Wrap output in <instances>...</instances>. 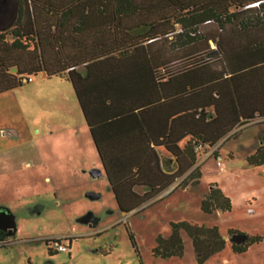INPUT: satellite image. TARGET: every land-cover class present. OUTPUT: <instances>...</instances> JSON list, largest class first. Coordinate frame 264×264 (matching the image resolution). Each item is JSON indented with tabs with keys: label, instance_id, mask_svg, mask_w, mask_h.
Instances as JSON below:
<instances>
[{
	"label": "trees",
	"instance_id": "obj_1",
	"mask_svg": "<svg viewBox=\"0 0 264 264\" xmlns=\"http://www.w3.org/2000/svg\"><path fill=\"white\" fill-rule=\"evenodd\" d=\"M263 29L264 0H0V93L39 73L66 80L126 213L189 170L201 146L264 117V40L253 35ZM154 147L173 170H161ZM245 161L264 164V150ZM185 177L197 181V166ZM199 208L226 211L229 202L215 187ZM169 225L153 256L182 255L179 229L198 264L225 247L216 226ZM246 237L231 252L260 239Z\"/></svg>",
	"mask_w": 264,
	"mask_h": 264
},
{
	"label": "rangeland",
	"instance_id": "obj_2",
	"mask_svg": "<svg viewBox=\"0 0 264 264\" xmlns=\"http://www.w3.org/2000/svg\"><path fill=\"white\" fill-rule=\"evenodd\" d=\"M253 35L264 40V29ZM87 133L64 79L37 75L0 93V213L12 219L10 237L0 242V264H198L182 229L181 256L152 255L156 236L166 239L169 224L182 221L216 226L225 241L201 264H264V164L245 161L264 150V117L201 146L175 186L126 213L117 209L104 176L89 173L99 158ZM196 166L197 181L185 177ZM215 187L229 209L204 213L199 201ZM228 229L260 239L236 254L230 244L238 238ZM51 237L70 238L69 250L49 255L42 239Z\"/></svg>",
	"mask_w": 264,
	"mask_h": 264
},
{
	"label": "crops",
	"instance_id": "obj_3",
	"mask_svg": "<svg viewBox=\"0 0 264 264\" xmlns=\"http://www.w3.org/2000/svg\"><path fill=\"white\" fill-rule=\"evenodd\" d=\"M79 71H82V69H78ZM37 75H42L43 77H45L42 73H39V74H37ZM36 75V76H37ZM34 77V76H33ZM51 77H57V78H59V79H63L62 77H58V76H51ZM51 77H45V78H51ZM31 79H32V77H31ZM30 79V80H31ZM29 80V81H30ZM66 81V80H65ZM67 82V81H66ZM70 85V84H69ZM74 94V93H73ZM75 97V96H74ZM76 100V99H75ZM77 103V102H76ZM77 106H78V104H77ZM80 110V109H79ZM80 114H81V112H80ZM81 117H82V114H81ZM82 119H83V117H82ZM83 121H84V119H83ZM84 124H85V122H84ZM85 126H86V124H85ZM86 130H87V126H86ZM87 132H88V130H87ZM88 134V137H89V139H90V136H89V133H87ZM91 140V139H90ZM92 142V141H91ZM93 144V143H92ZM94 146V145H93ZM154 149H155V152H156V154H157V156H158V161H159V166L161 167V170L162 171H164V172H169V171H171V170H173L174 168H175V163L172 161V159H171V157L161 148V147H154ZM94 150H95V148H94ZM95 152H96V150H95ZM97 154V153H96ZM98 156V155H97ZM99 162V165L98 166H96L95 165V163H94V166H96L94 169H97L98 171H99V174L96 176V177H94V178H98V177H102V175L104 176V178H105V174H104V171H103V168H102V166H101V164H100V161H98ZM45 179H47L48 180V177H46L45 175H43V180H45ZM106 179V178H105ZM175 182H173L172 184H170L166 189H164L162 192H160V193H158V195H161V194H163V193H165L166 191H168L171 187H173V186H175ZM106 187H107V189L110 191V189H109V187H108V185H107V182H106ZM132 190L134 191V192H136L137 194H141L144 190H145V187H140V186H137V187H132ZM93 194H96V193H93ZM66 244H67V246H68V250H69V246H70V244H69V241H67L66 242Z\"/></svg>",
	"mask_w": 264,
	"mask_h": 264
},
{
	"label": "flooded vegetation",
	"instance_id": "obj_4",
	"mask_svg": "<svg viewBox=\"0 0 264 264\" xmlns=\"http://www.w3.org/2000/svg\"><path fill=\"white\" fill-rule=\"evenodd\" d=\"M120 212V211H119ZM96 221V218H93L92 219V222L95 223ZM91 224V223H90ZM11 225H12V219L11 217L9 216H6L4 214H1L0 213V236L2 238V240L0 242H4V241H7L8 237H10V233L12 232V228H11ZM236 235V234H235ZM234 235V236H235ZM55 237H51V238H43L42 241L44 242V244L46 245L47 247V251L49 253V255L52 253V252H57L55 249H53V246H52V243H53V239ZM57 238H61V237H57ZM237 238V236H236ZM70 238L67 237V240L69 241ZM247 239V237H246ZM237 240H240V237L237 239ZM245 241V240H244ZM242 241V243L244 242ZM241 242H236L235 243H231V244H240ZM230 244V245H231ZM52 251V252H51ZM183 254V253H182ZM196 255V254H195ZM196 257V256H195ZM194 257V258H195Z\"/></svg>",
	"mask_w": 264,
	"mask_h": 264
},
{
	"label": "built area",
	"instance_id": "obj_5",
	"mask_svg": "<svg viewBox=\"0 0 264 264\" xmlns=\"http://www.w3.org/2000/svg\"><path fill=\"white\" fill-rule=\"evenodd\" d=\"M31 78L28 77L27 78V81H29ZM65 240V242H64ZM67 239L65 237H62V238H54L53 239V243H52V246H53V249H55L56 251H68V246L66 244V241Z\"/></svg>",
	"mask_w": 264,
	"mask_h": 264
},
{
	"label": "water",
	"instance_id": "obj_6",
	"mask_svg": "<svg viewBox=\"0 0 264 264\" xmlns=\"http://www.w3.org/2000/svg\"><path fill=\"white\" fill-rule=\"evenodd\" d=\"M12 72L15 70V68L14 67H12L11 69H10ZM90 175L92 176V177H96L98 174H99V171L97 170V169H92V170H90ZM86 195L87 196H89L90 198H96L98 195L97 194H93V193H91V192H88V193H86ZM11 234V233H10ZM235 236H237V238H239L240 237V239L242 240V241H244V240H246V235H244V234H236ZM239 240H236V242H238Z\"/></svg>",
	"mask_w": 264,
	"mask_h": 264
}]
</instances>
